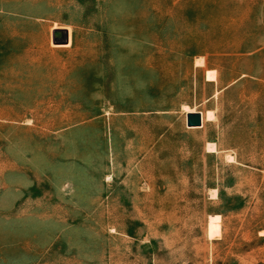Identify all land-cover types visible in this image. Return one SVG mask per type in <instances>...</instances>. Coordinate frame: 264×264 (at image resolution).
<instances>
[{
  "label": "rangeland",
  "instance_id": "1",
  "mask_svg": "<svg viewBox=\"0 0 264 264\" xmlns=\"http://www.w3.org/2000/svg\"><path fill=\"white\" fill-rule=\"evenodd\" d=\"M0 264H264V0H0Z\"/></svg>",
  "mask_w": 264,
  "mask_h": 264
},
{
  "label": "bare ground",
  "instance_id": "2",
  "mask_svg": "<svg viewBox=\"0 0 264 264\" xmlns=\"http://www.w3.org/2000/svg\"><path fill=\"white\" fill-rule=\"evenodd\" d=\"M58 26H56V25H53V28H57ZM63 28V27H62ZM64 30H66V32H67V38H66V40L65 41H63V42H56V41H53L51 44L53 45V46H55V47H67V46H69L70 44H71V34H70V28H68V27H65L64 28ZM200 61H196V63H199ZM182 109L184 110V112L185 113H189V112H193V111H195L194 110V108H192V107H190V106H188V105H186V104H184V105H182ZM212 113H213V111H210V110H208V111H206L205 113H204V115L202 114V113H200V117L203 119L204 117L206 118V119H210V118H212ZM186 115V114H185ZM201 124H202V121H201ZM188 126V125H187ZM201 125H199V126H188V127H191V128H198V127H200ZM212 151V150H214V146H213V144L212 143H209V144H207V151ZM229 158H231V156H228Z\"/></svg>",
  "mask_w": 264,
  "mask_h": 264
},
{
  "label": "water",
  "instance_id": "3",
  "mask_svg": "<svg viewBox=\"0 0 264 264\" xmlns=\"http://www.w3.org/2000/svg\"><path fill=\"white\" fill-rule=\"evenodd\" d=\"M59 37H63L64 41L67 38V32L64 29H58L53 32V41H56ZM186 125L188 126H199L201 125V115L199 111L186 113Z\"/></svg>",
  "mask_w": 264,
  "mask_h": 264
}]
</instances>
